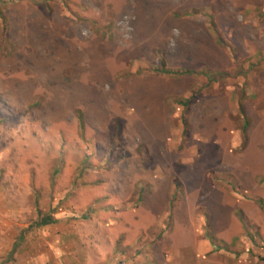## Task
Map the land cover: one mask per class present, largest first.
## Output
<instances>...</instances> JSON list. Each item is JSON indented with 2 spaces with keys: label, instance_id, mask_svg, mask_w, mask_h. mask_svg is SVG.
<instances>
[{
  "label": "rangeland",
  "instance_id": "obj_1",
  "mask_svg": "<svg viewBox=\"0 0 264 264\" xmlns=\"http://www.w3.org/2000/svg\"><path fill=\"white\" fill-rule=\"evenodd\" d=\"M1 1L0 260L264 264V0Z\"/></svg>",
  "mask_w": 264,
  "mask_h": 264
},
{
  "label": "crops",
  "instance_id": "obj_2",
  "mask_svg": "<svg viewBox=\"0 0 264 264\" xmlns=\"http://www.w3.org/2000/svg\"><path fill=\"white\" fill-rule=\"evenodd\" d=\"M191 29H196V28H194V26H192ZM168 41L169 40L166 39V41H163V44L157 45L156 46V50L159 52V53L157 52L159 55H165L164 56L165 59L163 58V61L165 62L166 68L169 71L172 72V70H170L171 67H172L171 66V58H172V56H169L170 53H168V44H167ZM176 55H177V50H175L173 52V56L175 57ZM158 61H160L159 62L160 66L158 67L157 71L160 72V73H163L160 70L161 69V60L158 59ZM163 74H166V73H163ZM169 75H173V74H169ZM145 204H146V206H148V202L147 201L145 202ZM155 204L158 207L162 208L163 202L160 203V201L155 200ZM147 209H148V207H147ZM102 223L103 222L99 223L100 226H102L101 225ZM114 223L117 224V225H120L121 223L126 224L127 222L126 221H124V222L123 221H121V222L120 221H118V222L109 221L107 223V225L111 224V226H112ZM111 230L112 229L110 227H108V226L107 227H105V226L104 227H99V230L97 231V233L100 235V237H98L94 241H92V246L94 247V249L96 248L97 251L94 252V250H93V253H94L93 255L94 256H93L92 260L89 263L83 262V264H150V263H144L143 262L144 261L143 255H142V253L140 251L137 253V251H136L137 249H134V251L128 250L127 246L130 244L131 241L129 243L126 242L125 245L123 246L124 249L120 252V256L121 255L123 256V262H120L119 260L118 261L117 260L114 261V255H115L114 253H115V247H116L115 243H116V241L110 238L111 237L110 235H111V232H112ZM113 230H117V228H113ZM118 230L122 234H127L128 233L127 228L124 227V226L123 227L119 226ZM106 243H107L108 246L105 248L104 245ZM110 244H111V247L109 246ZM104 249H106V251ZM136 257H138V258H136ZM66 258L67 257L65 256L63 261H66L65 260ZM43 260L44 261L42 262V264H46V261H47L46 257H44ZM138 261H142V262H138ZM48 264H50V261H49Z\"/></svg>",
  "mask_w": 264,
  "mask_h": 264
},
{
  "label": "trees",
  "instance_id": "obj_3",
  "mask_svg": "<svg viewBox=\"0 0 264 264\" xmlns=\"http://www.w3.org/2000/svg\"><path fill=\"white\" fill-rule=\"evenodd\" d=\"M2 3L3 2L0 0V18L2 20H4V15L2 13ZM160 70L163 73H166V74H173V73H171V71H169L166 68L165 62L163 60L161 61V69ZM80 121H81V119H80ZM258 202L260 203L261 207L264 209V200L261 199ZM38 214H39V219L35 223V226L37 228L46 227V226H49V225H52V224L56 223V220L54 219L52 214H44L43 211H41V210H38ZM251 241L254 243V239L253 238H251ZM263 244H264V240H263ZM19 246L20 245L18 244V241H15L14 244H13L12 249L7 254V256L4 259L0 260V264H10V263H12L15 260V255L18 252ZM262 260H264V259H262Z\"/></svg>",
  "mask_w": 264,
  "mask_h": 264
}]
</instances>
